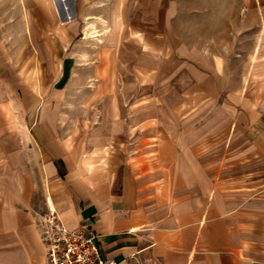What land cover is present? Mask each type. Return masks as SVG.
Returning <instances> with one entry per match:
<instances>
[{"label":"crops","instance_id":"0c3cea01","mask_svg":"<svg viewBox=\"0 0 264 264\" xmlns=\"http://www.w3.org/2000/svg\"><path fill=\"white\" fill-rule=\"evenodd\" d=\"M162 2L145 14L160 27L171 14ZM7 41L0 38V264H45L35 221L46 197L65 227L88 225L116 264H264L263 96L240 99L230 161L207 162L177 140L183 131L162 139L150 110L140 120L121 114L116 97L103 100L96 123L86 113L73 120L72 57L56 64V52L33 36L21 52L15 36ZM180 41L202 97L245 88L247 72L232 73L230 51ZM224 164L237 173L220 176Z\"/></svg>","mask_w":264,"mask_h":264},{"label":"rangeland","instance_id":"374dc122","mask_svg":"<svg viewBox=\"0 0 264 264\" xmlns=\"http://www.w3.org/2000/svg\"><path fill=\"white\" fill-rule=\"evenodd\" d=\"M161 1L0 0V38L6 48L7 40L15 36L21 52L26 40L36 37L40 47L45 44L56 52V64L63 55L72 57L75 73L68 97L73 99V120L86 113L88 125L96 123L103 100L111 103L116 97L121 114L140 120L150 110L151 129L167 133L162 139L176 140L170 136L183 131L184 137L177 140L197 147L201 160L227 163L229 147L238 139L233 137L232 120L241 109L240 99L263 96L264 100L262 83L258 85L264 80V0H163L171 14L160 27L156 21L149 23L145 14ZM183 3L189 10L181 14ZM179 10L180 17L175 18ZM93 34H98L99 42ZM150 35L151 58L145 52ZM181 38L185 46L230 51L232 73L247 72L245 88L202 97L203 91L191 88L188 60L178 55ZM237 55L242 58L236 59ZM147 61L150 80L144 69ZM95 98L100 100L96 103ZM260 108L264 109V101ZM225 168L224 164L219 171L222 177L237 173Z\"/></svg>","mask_w":264,"mask_h":264},{"label":"built area","instance_id":"2783aa9c","mask_svg":"<svg viewBox=\"0 0 264 264\" xmlns=\"http://www.w3.org/2000/svg\"><path fill=\"white\" fill-rule=\"evenodd\" d=\"M45 203V211L35 221L46 249L45 264H116L112 258L101 255L88 225L74 229L65 227L49 197Z\"/></svg>","mask_w":264,"mask_h":264},{"label":"bare ground","instance_id":"6f19581e","mask_svg":"<svg viewBox=\"0 0 264 264\" xmlns=\"http://www.w3.org/2000/svg\"><path fill=\"white\" fill-rule=\"evenodd\" d=\"M98 21H99L100 23H102V24L105 23V21H103V20H101V19H98ZM261 34H263V32H261L260 35H261ZM91 37L94 38L95 40H97V41L99 42L98 34H95V35L93 34Z\"/></svg>","mask_w":264,"mask_h":264}]
</instances>
